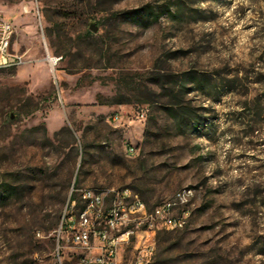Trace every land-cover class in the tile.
I'll return each mask as SVG.
<instances>
[{"label":"rangeland","instance_id":"1","mask_svg":"<svg viewBox=\"0 0 264 264\" xmlns=\"http://www.w3.org/2000/svg\"><path fill=\"white\" fill-rule=\"evenodd\" d=\"M0 18L24 58L0 68V264H74V185L149 208L192 188L157 264H264V0H0Z\"/></svg>","mask_w":264,"mask_h":264},{"label":"built area","instance_id":"2","mask_svg":"<svg viewBox=\"0 0 264 264\" xmlns=\"http://www.w3.org/2000/svg\"><path fill=\"white\" fill-rule=\"evenodd\" d=\"M15 30L10 19L0 18V68L24 63L23 55L12 49L11 41H6V32L15 33ZM123 118L118 111L112 116L115 122H121ZM135 154L136 147L131 146L130 155ZM73 191L74 188L63 209L58 233L74 249V264H123L120 251L127 245L134 246V253L126 264H157L156 231L182 229L189 217L190 190L179 189L152 206L150 211H142L145 200L136 192H125V188L115 192L77 188V196L72 198ZM88 193H96L93 205H83V198ZM122 196H134L132 210L121 209ZM74 208H81V216H74ZM137 212H145V219H140V224L120 223V215ZM111 227H121V234H111ZM38 235H41L40 231ZM57 251L60 257V250Z\"/></svg>","mask_w":264,"mask_h":264},{"label":"bare ground","instance_id":"3","mask_svg":"<svg viewBox=\"0 0 264 264\" xmlns=\"http://www.w3.org/2000/svg\"><path fill=\"white\" fill-rule=\"evenodd\" d=\"M14 32H6V41H11ZM57 58H53L51 61L55 64V60ZM130 153V149H129ZM182 190H190V202L193 197V189L192 188H182ZM125 192H133L130 189H125ZM96 203V193H88L86 197L83 198V205H93ZM134 205V196H122L121 199V209L132 210ZM152 208H149L146 202L142 204V211H150ZM74 216H81V208H74ZM140 219H145V212H137L122 214L120 215V223H130V224H140ZM111 234H121V227H111Z\"/></svg>","mask_w":264,"mask_h":264},{"label":"trees","instance_id":"4","mask_svg":"<svg viewBox=\"0 0 264 264\" xmlns=\"http://www.w3.org/2000/svg\"><path fill=\"white\" fill-rule=\"evenodd\" d=\"M130 13L131 12H125V13H123V16H125V15L128 16ZM112 15L114 16V18H116L120 15V13H113ZM99 24H101V25L103 24V21L101 19L99 20ZM86 34L88 36H92V32H91L90 28L86 30ZM50 43H51V47L54 48V43H53L52 38H50ZM168 95L170 97V100L167 102L168 107H169L168 110L171 111L173 116L175 118H177V120L179 122L189 124V118L191 117V111L187 106H185L182 103L183 95L181 96L180 92H179V94L174 93L173 90H171ZM123 102H124L123 100H114L113 101V103H123ZM77 179H78V175H77ZM73 188H74V191H73L72 196H71L72 198L77 196V193L75 192V189H77V187L74 185Z\"/></svg>","mask_w":264,"mask_h":264},{"label":"water","instance_id":"5","mask_svg":"<svg viewBox=\"0 0 264 264\" xmlns=\"http://www.w3.org/2000/svg\"><path fill=\"white\" fill-rule=\"evenodd\" d=\"M90 29L93 31V32H97L99 30V26L95 23H92L90 25Z\"/></svg>","mask_w":264,"mask_h":264}]
</instances>
